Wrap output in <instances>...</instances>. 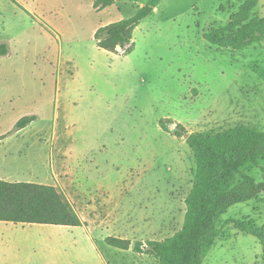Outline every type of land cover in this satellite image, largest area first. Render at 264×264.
<instances>
[{"label":"rangeland","instance_id":"1","mask_svg":"<svg viewBox=\"0 0 264 264\" xmlns=\"http://www.w3.org/2000/svg\"><path fill=\"white\" fill-rule=\"evenodd\" d=\"M96 1L0 0V45L9 49L0 56V135L12 132L3 169L8 181L57 188L84 222L60 230L92 238L100 264H159L105 240L163 241L182 229L196 158L178 124L187 134L264 131V41L234 52L205 39L249 0H162L135 29L134 50L114 54L95 33L147 0L104 9ZM253 16L264 17V0ZM244 172L263 182L264 159ZM242 222L264 226V192L222 216L203 264H264V242L241 232ZM26 260L97 264L85 251Z\"/></svg>","mask_w":264,"mask_h":264},{"label":"trees","instance_id":"2","mask_svg":"<svg viewBox=\"0 0 264 264\" xmlns=\"http://www.w3.org/2000/svg\"><path fill=\"white\" fill-rule=\"evenodd\" d=\"M119 1L128 0H97L94 7L104 9ZM161 1L147 0L132 17L99 28L95 33L98 46L114 54L132 52L135 29L154 13ZM256 5L257 0H249L234 21L206 33L205 39L234 52L264 41V17L252 18ZM8 53V46L1 44L0 56ZM36 120L35 115L25 116L15 124V130L20 131ZM11 134L0 135V141ZM185 134V128L178 124L175 135ZM186 141L195 154L196 174L186 198L182 229L166 240L146 243L132 244L130 240L108 237L105 241L109 246L152 256L159 264H203L220 237L222 216L234 205L255 200L263 194L264 181L256 182L244 168L258 165L259 160L264 159V131L237 125L221 132L191 133ZM0 221L66 227L84 225L73 204L54 186L1 179ZM239 226L241 232L264 242V226L259 228L253 222H242Z\"/></svg>","mask_w":264,"mask_h":264},{"label":"crops","instance_id":"3","mask_svg":"<svg viewBox=\"0 0 264 264\" xmlns=\"http://www.w3.org/2000/svg\"><path fill=\"white\" fill-rule=\"evenodd\" d=\"M8 141V139L0 141V179L4 181L9 179L2 162L6 163L11 154L2 145ZM69 228L73 227L0 221V264H27L25 258H30L33 254L42 257L47 254L68 255L80 251H85L89 259L100 264L101 254L94 240L69 234L68 231L63 233L60 230ZM30 254L32 255L29 256Z\"/></svg>","mask_w":264,"mask_h":264},{"label":"water","instance_id":"4","mask_svg":"<svg viewBox=\"0 0 264 264\" xmlns=\"http://www.w3.org/2000/svg\"><path fill=\"white\" fill-rule=\"evenodd\" d=\"M184 136H185L186 138H188L189 134H185Z\"/></svg>","mask_w":264,"mask_h":264}]
</instances>
